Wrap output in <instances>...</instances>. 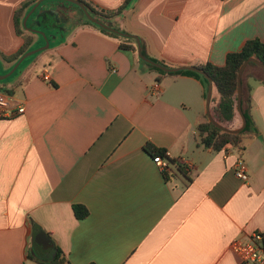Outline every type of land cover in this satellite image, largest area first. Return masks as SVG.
I'll list each match as a JSON object with an SVG mask.
<instances>
[{
    "label": "crops",
    "instance_id": "crops-1",
    "mask_svg": "<svg viewBox=\"0 0 264 264\" xmlns=\"http://www.w3.org/2000/svg\"><path fill=\"white\" fill-rule=\"evenodd\" d=\"M25 1L0 0V54L25 44L15 28ZM87 1L113 11L127 0ZM65 14L81 18L50 3L29 27L47 33V17ZM118 24L169 68L224 66L249 40L264 41V0H136ZM120 42L80 24L64 43L25 60L6 86L12 106L10 117H0V264H44L58 250L64 264H240L232 242L264 237L259 71L245 76L242 98L257 131L242 150L215 152L197 139L207 121L205 85L140 68L138 53ZM11 66L0 60V75ZM242 125L236 110L225 126ZM148 143L167 151L168 181ZM239 160L247 181L236 176ZM75 205L90 215L79 220Z\"/></svg>",
    "mask_w": 264,
    "mask_h": 264
},
{
    "label": "trees",
    "instance_id": "trees-1",
    "mask_svg": "<svg viewBox=\"0 0 264 264\" xmlns=\"http://www.w3.org/2000/svg\"><path fill=\"white\" fill-rule=\"evenodd\" d=\"M38 1L39 0L25 1L24 3L21 4V6L17 9L15 13L16 32H17V35L21 36L24 39L25 44L23 48L15 55L6 56L3 54H0L1 61L8 63V64H12L9 71L13 69V67L16 65V63L21 59V57L24 54L34 49L40 48L46 44V41L43 37H40L42 39L43 45H41V43L40 44L35 43V35L28 32L23 25L26 15L32 10V8L36 5ZM78 1H80L81 3L85 5V7L89 10V12L94 18L98 19L99 21H101L102 23L110 27L118 29L119 31L123 33H128L120 28L118 24V20L125 17L126 13L134 7L136 0H127L123 3L121 7L113 11L101 9L93 5L87 0H78ZM55 2L58 3L59 1H55ZM59 3H64L69 8L77 9L81 14V18L73 19L71 15L69 14H65L60 19L55 16L47 17V22H48L47 26L50 28L49 29L50 31L47 32L46 34L48 38L51 39V46L64 43L67 39V36L75 28H77L78 25L87 23V24L97 27L102 33L110 37L119 39L121 41L120 42L121 49L131 51L135 54L138 53V45L134 38H123L109 31L101 29L100 27L92 24L86 18L84 12L78 6L72 3H68V2H59ZM43 5H44V2L41 4L38 10L32 15V17L29 20L28 26H30L31 21L34 20L39 15V12ZM142 46H143V54L147 58L151 59L152 61L156 63L166 66L165 63L159 60L150 58L147 55L146 50H145V45L143 42H142ZM249 59H256L262 64H264V41L260 39L249 40L241 51L230 53L227 56L226 64L224 66H216L211 63L197 66L213 81L217 92L220 94L221 100L217 108L214 109V112H215V118L224 127H226L225 125L232 123L236 118L237 101H238V97H237L238 73L242 65ZM138 61H139L140 68L142 69L148 68L150 71L156 72L160 76L185 75V76L195 77L196 79L200 80L205 85L206 90L208 89L207 79L203 75H200L196 72L179 71L177 73L168 74L157 67H154L152 65L145 63L140 58H138ZM22 65L16 71V73L12 77H10L8 80L0 81V93L6 94V95L12 94L11 90L7 89L6 86H8V84L14 79V77L21 71ZM253 69L254 70L256 69L259 71L261 75L259 81L264 85V70L254 63H250L247 69L245 70L244 75H243V82H244V78L247 75V73H249V71ZM212 102H214V97H213ZM243 112L247 119V125L245 129L243 130V132L240 134H231V133L223 132L222 130L217 128L215 125H213L207 117V121L198 126L197 139L200 145L204 146L207 149H212L215 152H221L229 146L242 150L243 149L242 144H243V141L246 135L250 134L251 132L257 131V129L255 128L254 121L252 117L250 116L249 112L245 111L244 108H243ZM145 149L150 155L154 157V159L155 158L168 159L167 151L165 149L158 148L152 143H148ZM178 163L180 164V162ZM181 165L182 164L179 165L180 168H182ZM163 175H164V178L168 181L170 179L171 173H169V170H168V171H164ZM74 212H75L76 217L79 220L86 219L90 215L89 210L83 205H75ZM64 263H65V258H64L63 252L58 250L55 257L51 261L46 262L44 264H64Z\"/></svg>",
    "mask_w": 264,
    "mask_h": 264
},
{
    "label": "water",
    "instance_id": "water-1",
    "mask_svg": "<svg viewBox=\"0 0 264 264\" xmlns=\"http://www.w3.org/2000/svg\"><path fill=\"white\" fill-rule=\"evenodd\" d=\"M45 1H49V0H39L36 3V5L32 8V10L26 15V17L24 19V22H23V25H24V27H25V29L27 31H30L32 33H35V34H38V35L43 36L44 39H45V41H46V44L44 46L40 47V48L34 49V50L29 51L26 54H24L21 57V59L16 63V65L13 67V69L10 72H8L7 74H4V75H0V81H5V80H8L10 77H12L16 73V71L20 68V66L23 64V62L25 60H27L28 58H30V57H32V56H34L36 54L42 53V52L50 49L51 42H50L47 34L44 31H42V30L39 29L40 28V24H38L37 29L30 28L28 26V22H29L30 18L32 17V15L38 10V8L41 6V4L43 2H45ZM56 1L68 2V3H72V4L76 5V6H78L84 12L86 18L92 24L100 27L101 29H104L106 31H109V32H111L113 34H116V35H118L120 37H123V38H134L136 40V42H137V45H138V56L145 63H147L149 65H152L154 67H157V68L163 70L166 73H177L179 71H193V72H196V73H198L200 75H203L207 79V81H208L206 104H207V117H208L209 121L213 125H215L217 128H219L220 130H222L225 133L240 134V133L243 132V130L245 129V127L247 125V119H246V117L244 115V112H243V109H242L243 75H244V72H245V70L247 69V67H248V65L250 63L256 64L257 66H259L263 70H264V64H262L261 62H259L256 59H249L240 68L239 73H238V92H237L238 101H237V111H238L239 115L241 116L243 125H242L241 128H239L237 130H231V129H228V128L222 126L212 116V113H211V104H212V100H213L215 86H214L213 81L201 69H199L198 67L169 68V67L164 66L162 64L156 63V62L152 61L151 59L147 58L143 54L142 41H141V39L139 37L134 36V35H131V34H128V33H123V32L119 31L116 28L110 27V26L102 23L98 19L94 18L91 15V13L89 12V10L85 7V5L83 3H81L80 1H78V0H56ZM45 247H46V250L52 249V247H53L52 241L48 239L46 241Z\"/></svg>",
    "mask_w": 264,
    "mask_h": 264
},
{
    "label": "built area",
    "instance_id": "built-area-1",
    "mask_svg": "<svg viewBox=\"0 0 264 264\" xmlns=\"http://www.w3.org/2000/svg\"><path fill=\"white\" fill-rule=\"evenodd\" d=\"M43 79L51 80L49 69L44 70ZM12 101L9 97L0 94V117L11 116ZM19 114L25 112L24 107H19ZM155 163L164 172L169 170V162L164 158H155ZM236 176L248 180V167L243 160H239L236 166ZM231 250L236 255L240 264H264V237L261 233H253L249 239H236L231 244Z\"/></svg>",
    "mask_w": 264,
    "mask_h": 264
},
{
    "label": "rangeland",
    "instance_id": "rangeland-1",
    "mask_svg": "<svg viewBox=\"0 0 264 264\" xmlns=\"http://www.w3.org/2000/svg\"><path fill=\"white\" fill-rule=\"evenodd\" d=\"M56 0H49V1H45L44 2V5L42 6V8L41 9H43L45 6H47V5H50V3H57V2H55ZM59 3V2H58ZM40 54V53H39ZM36 55H38V54H36ZM36 55H34V56H36ZM34 56H32V57H34ZM32 57H30V58H32ZM30 58H28L29 60H30ZM213 97H214V102H213V109H215V108H217V106L219 105V102H220V100H221V97H220V94L217 92V91H215L214 92V95H213ZM213 116V115H212ZM213 117H215V112H214V116ZM215 119V118H214ZM216 120V119H215ZM218 122V121H217ZM219 123V122H218Z\"/></svg>",
    "mask_w": 264,
    "mask_h": 264
}]
</instances>
